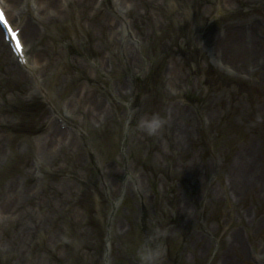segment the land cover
<instances>
[{
    "label": "rangeland",
    "instance_id": "obj_1",
    "mask_svg": "<svg viewBox=\"0 0 264 264\" xmlns=\"http://www.w3.org/2000/svg\"><path fill=\"white\" fill-rule=\"evenodd\" d=\"M95 1L120 16L103 38L92 18L64 26L62 39L36 23L40 42L25 37L34 73L17 64L9 70L0 58V264H210L220 237L238 220L246 245L255 253L256 241L262 250L263 11H229L214 0H139L140 15L152 20L141 25L130 3ZM255 17L263 23L254 31L253 78L235 55L242 39L234 27ZM194 26L211 38L207 46L197 41V50ZM120 41L132 63L119 53ZM217 72L239 81V93ZM92 104L105 108L98 119L89 113ZM156 116L163 124L148 134L141 122ZM198 120L211 127L194 132L192 143ZM54 125L63 134L50 138ZM254 141L260 184L235 206L221 184ZM201 161L209 163L210 187L224 198L203 192L195 204L207 210L185 232L177 205L192 206L190 177ZM247 221L257 226L253 240ZM194 233L211 243L204 257L186 247Z\"/></svg>",
    "mask_w": 264,
    "mask_h": 264
},
{
    "label": "bare ground",
    "instance_id": "obj_2",
    "mask_svg": "<svg viewBox=\"0 0 264 264\" xmlns=\"http://www.w3.org/2000/svg\"><path fill=\"white\" fill-rule=\"evenodd\" d=\"M36 3V11L34 12L32 7L30 6V0H27V8L21 7L24 0H0V4L2 5L3 9L5 10V13L7 15L8 20L12 23L13 26L16 27L18 24L19 26H24L22 29L23 36L28 39V41L33 42V40L40 42V38L42 36L35 30V25L38 23L39 25H42L44 28L48 30H52L54 33V37L62 39L64 37V29L67 27L72 26L71 24L75 21H79L83 18H92L94 20V24L100 28V34L101 38L104 37V28H107L108 32L112 28V25L117 21H115L119 16L118 11L113 9L110 6V10L108 13L102 12L103 9L96 8L95 1L94 0H34ZM141 2L147 3V1H151L155 3L156 0H140ZM217 1L222 8H232L229 11H232L234 9H240L241 6L248 7L249 11H255V10H262L264 13V0H214ZM124 5L130 3L131 9L137 13V16L133 19L134 24H136L138 21L141 25L144 23L152 24L151 18L143 17L140 15V12L138 10V4L139 0H123ZM94 6V7H93ZM90 7H93L94 12L91 11V15H89V9ZM214 6L212 7V9ZM218 5V10L221 12V9ZM223 10V9H222ZM196 11H198L196 9ZM200 14L202 11H198ZM89 13V14H88ZM204 14L208 13V9H205L203 11ZM28 15V18L26 17ZM203 15V14H202ZM264 16V14H262ZM196 17V14L193 12L191 16V20L193 25L194 19ZM197 18V17H196ZM67 21V22H66ZM70 22V24H68ZM261 23H263V20L261 21V18L255 17L253 21L251 20L250 24L247 26H238L234 27L236 30V34L240 35L241 37V45L236 49L235 55L240 58V62L243 64V68L249 71V73L252 74V77L256 76V73L258 72V68L255 63L256 58L258 57V50L256 48V43H258V37L256 34H254V31H256L257 28H262ZM18 28V27H16ZM81 29V27H78ZM83 29V28H82ZM195 26H194V33H195ZM195 38V39H194ZM193 38L192 45L197 50V41L200 39L204 40V43L206 42V46L211 39L208 34H196ZM191 40V39H190ZM34 41V42H35ZM21 42L24 46L23 49V58L21 59L22 64L24 66H27V63L29 64V61L25 59L24 53L26 51L27 45L23 42V38H21ZM124 42V41H123ZM121 46V49L119 53L124 56L125 59H129L130 63H132V59L130 58L129 54L127 53L126 48L122 49L123 43L118 42ZM9 44V43H8ZM5 41L4 33H2L0 29V58H3L4 62L7 63L9 66V70L16 72L17 69L15 67V62H13V59H19L13 54L12 50L9 49V46ZM55 45V44H54ZM65 45V44H64ZM108 45V44H107ZM240 49V55H238V51ZM203 56V54H202ZM28 67V66H27ZM29 68V67H28ZM262 82V81H261ZM253 83H256L259 85V80L255 79ZM197 89L193 88V93L196 92ZM90 103V100L87 101ZM93 112L89 111L91 115H93L94 118L98 119L102 112L105 110V108L97 107L95 104H92ZM261 108L264 110V103H262ZM205 112L206 110L204 108ZM253 111V110H252ZM211 118V113L209 116V119ZM196 121V120H195ZM210 123H199V120L197 122H192L191 129H192V143H195L194 140H198L197 137H195L194 132L198 131L199 128H204L205 130L210 129ZM63 134L62 131L58 130L56 125H54L49 131H47V136L51 137H59ZM251 146V147H250ZM259 146L258 141H254V143L248 144L246 148H243L238 153V157H235V161L232 162L233 165H230V173L229 178H226L227 181L223 182L221 184L222 190L225 194L226 199H233L234 205L237 206L240 199L242 198L244 193H248L250 189L257 187V184L259 179L261 180V173L258 171L257 167V160H254L256 158V150ZM253 149V150H251ZM209 163L207 161H201L199 164L194 163L192 167V173L190 177L191 181V189L194 193V197L192 198V206L187 203L180 202L177 205V218L178 221L183 223L180 228L182 230H185V232H190V226H192L194 223H196V220L199 218V215L202 217L203 214V208L206 212V207L203 206L202 210L198 209L199 207L195 204V202H200V195L204 193H210L214 189V187H210V180L208 176L209 171ZM224 179V180H225ZM214 193L216 194V199H219V201H222L221 198H224L222 194L219 192V190L214 189ZM214 197V196H213ZM205 205V204H203ZM246 212V211H245ZM248 212V211H247ZM245 216V214H244ZM28 217V215H27ZM241 219V217H240ZM195 220V222H194ZM242 221V220H241ZM238 221H233V227L230 229H226L225 234L220 237L219 239V245L218 249L216 251V254L214 258L212 259L211 264H244L246 262H251V259L254 258V260L259 264H264V248L260 250L261 244H258L256 241H254V247H255V255L253 256L252 253L249 252L248 247L245 243V237L241 233V228L239 226ZM254 222H248L246 223L245 229L248 231L246 232L247 237L250 240H253V238L257 235V226L256 224H253ZM224 223H220V226ZM185 227V229L183 228ZM260 226H258V229ZM217 232V228H216ZM188 245L186 247H189L192 250V254L195 257H204L207 255L209 248H210V242L208 240H205L204 236H197L194 234H188Z\"/></svg>",
    "mask_w": 264,
    "mask_h": 264
},
{
    "label": "clouds",
    "instance_id": "obj_3",
    "mask_svg": "<svg viewBox=\"0 0 264 264\" xmlns=\"http://www.w3.org/2000/svg\"><path fill=\"white\" fill-rule=\"evenodd\" d=\"M163 120L158 116L153 117L151 120H145L141 122L140 127L148 134H155L162 126Z\"/></svg>",
    "mask_w": 264,
    "mask_h": 264
},
{
    "label": "snow or ice",
    "instance_id": "obj_4",
    "mask_svg": "<svg viewBox=\"0 0 264 264\" xmlns=\"http://www.w3.org/2000/svg\"><path fill=\"white\" fill-rule=\"evenodd\" d=\"M3 13L0 11V17H2ZM5 23H7V20L5 19Z\"/></svg>",
    "mask_w": 264,
    "mask_h": 264
}]
</instances>
